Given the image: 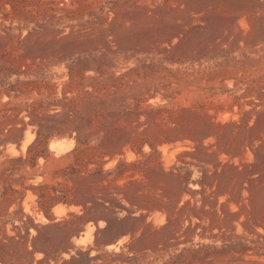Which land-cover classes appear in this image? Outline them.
I'll list each match as a JSON object with an SVG mask.
<instances>
[{
    "label": "rangeland",
    "instance_id": "obj_1",
    "mask_svg": "<svg viewBox=\"0 0 264 264\" xmlns=\"http://www.w3.org/2000/svg\"><path fill=\"white\" fill-rule=\"evenodd\" d=\"M2 127L0 264H264V0H0Z\"/></svg>",
    "mask_w": 264,
    "mask_h": 264
},
{
    "label": "trees",
    "instance_id": "obj_2",
    "mask_svg": "<svg viewBox=\"0 0 264 264\" xmlns=\"http://www.w3.org/2000/svg\"><path fill=\"white\" fill-rule=\"evenodd\" d=\"M13 131H16L14 127L11 129H7V127L0 128V144H4L5 142H7L9 140L10 133H12ZM1 136H3V139H1ZM37 141L39 140L37 139ZM39 198L41 199L39 201V208L44 213L45 217L49 220V223L42 225L41 228L48 229L51 227H56L62 231L64 238L70 239L75 234V231H76L75 225L77 224L76 221L74 219L70 220L67 218L56 220L50 214V210L56 204L60 202L64 204H68L69 202L65 199L61 200L57 196L50 195L49 193L42 194L39 196ZM84 209L86 208L84 207ZM95 210L97 211V215L94 218L88 219V220H91L94 223H97V221L99 220L104 221L106 223V226L101 231L110 230V231H114V234H115L114 239L106 241L103 244L115 243L118 238L128 234L130 229L128 228L127 223L128 221H131L133 218H130L129 216H125L122 218L111 219L108 216L111 213L115 214V212L112 209H110V207H107L105 204H100L96 206ZM86 214H87L86 212H83L82 215L80 216L74 215V217L79 222H84ZM37 239H38V236L33 238L32 240L33 245L36 243ZM63 252L68 254L69 258L64 259L62 261V264H92V262H95L96 260H102L101 264H112L113 257L118 256V254L116 253H111V254L106 253L105 257L101 259L99 255L90 257L89 250L85 252L78 251L75 254H71L70 250L68 249H65ZM108 259H111V260H108ZM45 261H46V258L42 261H39L38 264H43L45 263Z\"/></svg>",
    "mask_w": 264,
    "mask_h": 264
},
{
    "label": "bare ground",
    "instance_id": "obj_3",
    "mask_svg": "<svg viewBox=\"0 0 264 264\" xmlns=\"http://www.w3.org/2000/svg\"><path fill=\"white\" fill-rule=\"evenodd\" d=\"M58 143H59V142H58ZM56 146H57L56 144H54V143L52 144V147L55 148ZM57 148H58V147H57ZM53 211L55 212V214H56V213H58V214H59V213H62V212H63V211H62V206H61V205H60V206H56V207L53 209Z\"/></svg>",
    "mask_w": 264,
    "mask_h": 264
}]
</instances>
